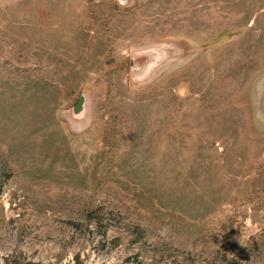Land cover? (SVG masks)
Listing matches in <instances>:
<instances>
[{"label":"rangeland","instance_id":"rangeland-1","mask_svg":"<svg viewBox=\"0 0 264 264\" xmlns=\"http://www.w3.org/2000/svg\"><path fill=\"white\" fill-rule=\"evenodd\" d=\"M0 264H264V0H0Z\"/></svg>","mask_w":264,"mask_h":264}]
</instances>
